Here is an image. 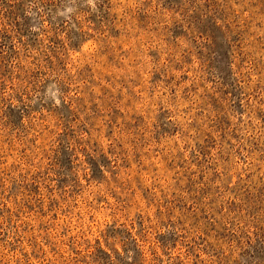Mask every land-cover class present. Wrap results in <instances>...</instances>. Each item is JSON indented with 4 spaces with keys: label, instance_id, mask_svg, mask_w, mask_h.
Listing matches in <instances>:
<instances>
[{
    "label": "rangeland",
    "instance_id": "1",
    "mask_svg": "<svg viewBox=\"0 0 264 264\" xmlns=\"http://www.w3.org/2000/svg\"><path fill=\"white\" fill-rule=\"evenodd\" d=\"M0 264H264V0H0Z\"/></svg>",
    "mask_w": 264,
    "mask_h": 264
}]
</instances>
